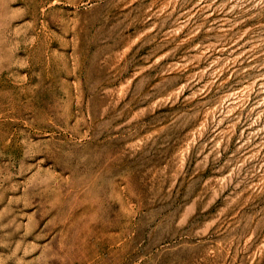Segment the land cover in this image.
<instances>
[{
    "label": "rangeland",
    "instance_id": "rangeland-1",
    "mask_svg": "<svg viewBox=\"0 0 264 264\" xmlns=\"http://www.w3.org/2000/svg\"><path fill=\"white\" fill-rule=\"evenodd\" d=\"M0 264H264V0H0Z\"/></svg>",
    "mask_w": 264,
    "mask_h": 264
}]
</instances>
